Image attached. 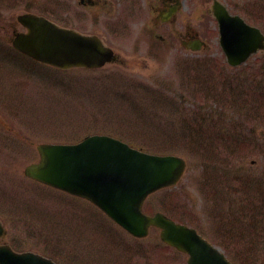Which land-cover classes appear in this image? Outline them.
<instances>
[{"label":"rangeland","instance_id":"374dc122","mask_svg":"<svg viewBox=\"0 0 264 264\" xmlns=\"http://www.w3.org/2000/svg\"><path fill=\"white\" fill-rule=\"evenodd\" d=\"M221 1L264 28V0ZM192 2L194 8L188 12L185 6L183 17L196 14L192 24L210 44L198 57L211 64H198L200 71H191L187 79L184 67L194 55L183 49L153 66L156 74L151 81L170 77L159 81V86L145 81V73L151 72L138 64L127 66L128 71L111 65L62 72L22 59L16 60L19 68L0 61V122L10 128L3 129L9 134L0 137V214L18 248L39 250L59 264H186L181 253L154 250L152 244L160 242L158 231L132 242L134 247L150 244L151 248L142 252L126 248L113 236L119 232L122 241L131 238L91 202L24 174L25 166L38 159L36 146L41 142H74L90 133H109L147 151L187 159L177 186L166 195L152 194L146 201L147 212L166 210L175 218L185 217L236 264L256 260L264 264V204L253 212L248 203L255 194L264 201V122L258 112L240 114L241 95L244 98L246 92L255 100L253 90L259 86L254 82L260 81L263 89L264 72L245 78L242 71L227 69L208 10L213 0ZM251 57L262 63L264 53ZM20 66L33 68V73ZM206 68L211 76L203 78ZM192 119L197 120L196 128L177 124ZM220 126L226 139L220 133L218 140L213 138ZM222 175L224 189L212 191L214 176ZM238 218L244 220V233ZM110 236L120 246L111 248Z\"/></svg>","mask_w":264,"mask_h":264},{"label":"water","instance_id":"95a60500","mask_svg":"<svg viewBox=\"0 0 264 264\" xmlns=\"http://www.w3.org/2000/svg\"><path fill=\"white\" fill-rule=\"evenodd\" d=\"M216 6L221 44L232 64L241 63L264 48V34L259 28L229 15L225 7ZM21 19L29 32L20 34L15 45L44 62L62 68L99 66L109 57L101 42L34 14ZM231 20L234 22L228 23ZM38 150L40 160L26 167L29 176L92 200L136 236H145L151 225L161 227L164 241L189 254L188 264H233L195 228L160 212L151 216L142 211L149 193L180 178L186 166L182 157L151 154L106 134L87 135L72 144L43 143ZM2 249L0 264H56L32 252Z\"/></svg>","mask_w":264,"mask_h":264},{"label":"flooded vegetation","instance_id":"af4514ba","mask_svg":"<svg viewBox=\"0 0 264 264\" xmlns=\"http://www.w3.org/2000/svg\"><path fill=\"white\" fill-rule=\"evenodd\" d=\"M192 4V0H0V33L11 45L15 34L25 30L19 14L38 12L63 27L101 37L115 52L113 64L158 65L167 48L181 51V44L187 46L197 37L192 24L196 14L183 17L185 6L189 12ZM6 243L17 249L9 232L0 238V244Z\"/></svg>","mask_w":264,"mask_h":264},{"label":"trees","instance_id":"16d2710c","mask_svg":"<svg viewBox=\"0 0 264 264\" xmlns=\"http://www.w3.org/2000/svg\"><path fill=\"white\" fill-rule=\"evenodd\" d=\"M224 176H218V179H219V182H217V184L215 185V189H221L220 187H222V189H224ZM255 198H252V201L249 200L248 203L251 205V207L253 208V212H255V208L257 209L261 204H264V201L261 197L257 196V194H255ZM255 207V208H254ZM219 208V207H218ZM217 209V208H216ZM219 212V211H218ZM255 216V214H254ZM240 225V228L243 229L241 232L244 233L246 231L245 227L246 225H244V222L242 221L241 224H238ZM229 233V232H227ZM252 236L256 237V238H259L258 235L253 232V233H250ZM259 262V263H258ZM255 264H260L261 263V260H256L254 261ZM253 264V263H252Z\"/></svg>","mask_w":264,"mask_h":264}]
</instances>
